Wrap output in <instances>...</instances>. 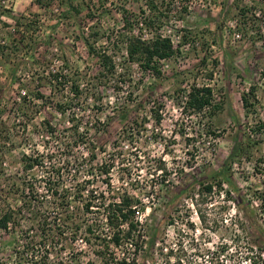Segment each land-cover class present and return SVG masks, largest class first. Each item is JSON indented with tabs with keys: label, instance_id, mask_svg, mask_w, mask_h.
<instances>
[{
	"label": "rangeland",
	"instance_id": "obj_1",
	"mask_svg": "<svg viewBox=\"0 0 264 264\" xmlns=\"http://www.w3.org/2000/svg\"><path fill=\"white\" fill-rule=\"evenodd\" d=\"M146 1L42 0L38 4L35 0H0L12 13L2 18L8 25H0L2 43L13 44L22 37L15 30L14 17H27L33 24L20 52H7L11 60L0 56V210L21 207L24 181L20 179L33 181L38 189L36 199L42 201L46 195L43 181L51 175L48 158L57 151L54 139L44 134L43 122L65 131L75 113L83 117V127L89 131V150H76L81 157L78 164H86L83 156L89 160L93 149L100 161L107 159L124 131L129 132L119 151L130 170L124 183L119 181L122 174L113 171V182L145 206L139 216L143 239L136 264H264V207L256 198L264 189V166L259 162L264 155V132L256 135L264 125V0H156L158 4L176 2L167 14L170 23L162 30L179 50L176 57L162 63L160 76L134 65L126 85L119 86L124 87L122 91L111 85L100 88L95 79L98 60L89 54L85 35L98 33L100 27L104 38L94 46L97 51L107 47L105 37L122 26L120 12L138 13L146 8ZM181 2L188 8L184 14ZM238 5L256 6L255 22L247 35L236 28ZM186 31L192 36H186ZM61 68L84 75L82 97H89L88 104L75 102L78 108L63 116L54 108L61 98L52 94L48 83L51 70ZM22 85L32 93L42 85L40 92L50 101L36 100ZM194 85L213 88L222 103L212 118L182 114L177 98L185 97ZM252 86L257 87L252 102L257 112L248 115L242 95ZM63 96L71 97L69 90ZM237 140L244 153L231 160ZM23 155L44 157L45 166L26 175ZM162 164L166 173L157 171ZM87 165L65 170L68 187L86 181L96 193L105 191L102 178L90 176L89 161ZM76 177L78 182L73 180ZM208 186L213 189L206 190ZM47 202L39 216L48 230L58 232L55 218H62L61 211L50 206V198ZM23 213L16 216L21 220L18 225L0 232V264H25L21 254H25L26 241H33L38 259L47 250L53 253L48 263L66 257L58 254L64 244L60 239L55 241L57 248L41 247L43 224L39 226ZM102 213L95 209L88 219L101 226ZM84 233L74 243L65 242V253H81L84 261L108 264L105 260L112 257H98V247L93 242L86 244ZM133 249L117 251L111 264L120 262L124 254L133 255Z\"/></svg>",
	"mask_w": 264,
	"mask_h": 264
},
{
	"label": "trees",
	"instance_id": "obj_2",
	"mask_svg": "<svg viewBox=\"0 0 264 264\" xmlns=\"http://www.w3.org/2000/svg\"><path fill=\"white\" fill-rule=\"evenodd\" d=\"M35 2L42 4V0H35ZM180 6L182 7L180 10L181 14L188 12L185 3L181 2ZM173 7H176V2L165 3L163 1L161 4H158L156 0H147L146 8H141L138 13L125 9L122 10L120 12L122 18L121 28L105 37L108 40V46L98 51L94 45L104 38L102 29L99 27L98 33L96 32L92 36L85 35L83 40L89 54L95 56L98 60L99 72L95 79L99 82L100 88H108L111 85L115 86V91H122L134 65L138 66L144 73L152 72L156 76L161 75L162 63L174 59L179 51L174 46L172 38L162 34L164 27L171 21L167 14L173 11ZM237 10L239 11V21L236 22L237 31L240 34L247 35L251 32V24L255 22L256 17H254V13L256 6L240 7L238 5ZM6 15L11 16L12 13L0 4V25L8 27L2 21L3 16ZM14 20L15 27L17 28L15 30L19 29L18 33L22 37L18 42L9 45L2 43L0 40V56L6 60H11L12 56L7 54V52H12V54L20 52L21 46L28 39V33L33 29L32 20H29L27 17H14ZM23 29L24 31H21ZM187 35L192 36V33L186 31ZM35 62L40 65L39 60ZM66 68L68 67L66 66ZM67 70L64 68L58 69V71L51 70L50 77H48L52 94L54 96L58 95L61 98V100L55 103L54 108L62 116L78 108L76 106L78 102L80 104L83 102L88 104L89 100V97H82L84 91L82 90L80 80L84 78V75L81 73L80 75H76L72 72H67ZM261 78L264 80V71L261 74ZM120 84L123 86L119 87L121 86ZM22 86L31 95L34 94L36 100L50 101L40 92L43 87L42 85L36 88V93H32L30 87H27V85ZM66 89L69 90L71 97L63 96L64 92L67 91ZM256 97L257 87L255 86H252L248 92L242 95V103L248 115H253L257 112L256 106L252 103ZM177 100L180 101L179 106L182 114L195 115L201 117V119L202 117L212 118L216 112L222 109V103L215 96L214 89L208 86L199 87L194 85L185 97H178ZM75 102L76 104H74ZM25 103H27L26 97L22 104L25 105ZM155 118L157 124H160L161 117L157 115ZM68 123L69 127L65 131H59V128L53 127L49 121L43 122V127L45 128L44 134L54 139L57 146L56 153H52L48 158L51 168V171L48 173L51 175L42 184L46 195L41 196L42 201L40 197L36 199V192L38 194L37 185L33 181H26L27 179L23 180L20 177L19 179L24 181L22 185L24 197L23 200L21 199V207L18 211L13 210L11 207H4L3 210H0V232H7L11 229L12 225H18L21 220L20 218L16 219V216H20L24 212L30 215L32 222L39 223V226L43 224L41 229V247L44 250L57 248L55 241L58 239L64 243L58 254L62 256L66 255V257H62L61 261L59 260L54 263H50L49 261L48 263L47 261L52 258V251H45V254L43 253L38 259L34 255L33 241H26V245L23 247L25 254H21V258L25 264H95L92 261H84L81 258V253L70 252L69 255L65 253L68 249L67 243H74L82 230H85L84 240L86 244L93 242L98 247L96 254L102 260L111 256V260L114 262L116 261L115 256H117V251L131 247L134 248L133 255L127 257L124 254L123 259L116 264H136V258L140 251L139 243L143 239L141 233L142 223L138 216L141 214V210L144 211L145 206L142 204L141 199H138L129 190L116 188L113 182V171L117 170L122 174L119 181L124 183L130 170L124 161L123 152L119 151L122 149V142L128 140L129 132L128 130L124 131L119 145L116 146L114 152L107 159L105 158V160L100 161L95 153V149H93V151L91 150L89 160L83 156L86 159V164H78L81 157H78L76 150H89L86 147L89 142V131L88 127H83V117H80L78 114H72ZM87 125L85 123V126ZM257 130L256 135H261L264 132V125L261 124ZM212 134L217 137L216 133ZM235 142L236 147L234 146V152L232 151L231 160H235L238 157L237 154L244 153L243 149H241L242 147H240L242 144H239L238 140ZM102 152L104 155H107V151L103 150ZM117 152L119 154L118 159ZM57 156L61 157L55 160ZM88 161L90 162L89 167H91L90 176L102 178V183L105 185L106 190L101 191V193H96L93 189H89L90 187L86 185V181H79L81 183H78V187L75 188L72 186L68 187L67 185L66 178L64 177L65 170L68 171L70 167L74 168L77 165H81V168L87 167ZM259 162L261 166H264V155L260 158ZM21 163L22 171L27 175L39 166L43 168L46 161L44 157L37 158L23 155ZM157 171L167 172L164 164L160 165ZM73 180L78 182L77 177ZM226 181L230 184L229 178ZM219 184L221 185L222 183ZM205 189L211 191L213 187L208 186ZM48 198L52 202H49L50 206L61 211V214L58 215H62V218L58 219L59 221L55 218L58 232L52 229L48 230V225L45 226L46 222L42 221L41 216H39L41 210L46 208ZM256 198L264 207V189L259 191ZM35 200L37 201L35 202ZM139 204H141L142 209L138 206ZM95 209L103 212L101 226L97 220L88 219V216L93 214ZM111 260L108 258L105 261L111 264L113 263ZM178 264L181 263L179 262Z\"/></svg>",
	"mask_w": 264,
	"mask_h": 264
},
{
	"label": "built area",
	"instance_id": "obj_3",
	"mask_svg": "<svg viewBox=\"0 0 264 264\" xmlns=\"http://www.w3.org/2000/svg\"><path fill=\"white\" fill-rule=\"evenodd\" d=\"M139 216H140V214H139ZM139 216H138V217H139ZM139 220H140V222L142 223V221H141V219H140V218H139Z\"/></svg>",
	"mask_w": 264,
	"mask_h": 264
}]
</instances>
